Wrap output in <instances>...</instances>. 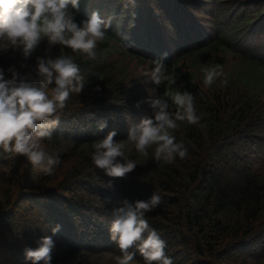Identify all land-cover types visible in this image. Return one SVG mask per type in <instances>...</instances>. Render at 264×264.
<instances>
[{
    "label": "trees",
    "instance_id": "trees-1",
    "mask_svg": "<svg viewBox=\"0 0 264 264\" xmlns=\"http://www.w3.org/2000/svg\"><path fill=\"white\" fill-rule=\"evenodd\" d=\"M221 1L78 0L79 10H73L77 23L94 11L101 18H112L95 59L67 47H50L46 40L28 58L19 50H0L5 80L11 78L9 67L29 75L37 57L61 54L72 56L86 79L82 93L71 94L59 114L51 139L43 141L48 153L60 160L53 175L34 168L23 156L0 150V255L8 257L9 252L18 264H30L24 249H35L38 240L51 236L52 264H82L106 252L116 257L120 251L110 232L114 210L124 199L147 200L156 193L161 203L146 219L166 242L165 253L173 264L264 262V102L260 98L264 99V82H259L264 81V57L251 45L243 48L228 40L233 28L226 22L250 24L247 32L257 33L264 28V6L239 17L235 6ZM202 3L213 4L216 19V31L208 42L201 37L209 34L193 19ZM222 7L230 13L219 14ZM108 47L124 48L151 62L160 59L166 74L176 78L172 88L193 95L202 115L200 123L178 122L172 132L187 147L186 159L177 158L174 164L157 161L154 146L145 158L127 140L131 128L151 118L152 109L148 103L137 107L143 98L136 96L137 89L124 75H118L120 64V68L108 65ZM216 47L230 48L242 57L239 67L236 62L221 77L227 79L223 85L229 98L217 94L196 98L194 73L182 67L179 58L189 53L201 57L198 51L207 54ZM173 50L181 54L173 58ZM220 62V57L208 59L201 66L202 76L205 68L220 70ZM168 90L165 82L157 86L156 94ZM169 104V110L175 111L170 100ZM101 122L106 123L102 130ZM110 131L125 144L124 157L117 160L137 164L122 178L107 176L91 159L93 144ZM130 251L136 253L137 264H144L136 249Z\"/></svg>",
    "mask_w": 264,
    "mask_h": 264
},
{
    "label": "clouds",
    "instance_id": "clouds-1",
    "mask_svg": "<svg viewBox=\"0 0 264 264\" xmlns=\"http://www.w3.org/2000/svg\"><path fill=\"white\" fill-rule=\"evenodd\" d=\"M73 10H79L78 0H0V50H19L28 58L46 40L50 47H67L74 53L95 59L98 42L105 39L112 18H101L94 11L77 23ZM152 64L151 71L143 75L157 86L166 82L169 90L163 95L150 90L145 102L150 105L152 116L131 128L127 140L141 156L149 157L148 149L154 146L157 161L174 164L177 158H187L188 149L183 142L176 141L173 130L179 127L178 122L199 124L202 115L198 114L190 92L172 88L176 78L166 74L163 62L156 59ZM7 71L11 78L5 80L4 69L0 68V150L23 156L34 168L53 175L60 160L48 153L43 141L51 139L52 129L58 124L59 114L67 106L71 94L82 93L85 76L73 57L63 54L37 57L33 74L20 75L15 67ZM203 72L206 87L224 77L216 68H205ZM221 83L226 84L227 79H222ZM99 90L97 86L95 91ZM169 100L175 111L169 110ZM105 126L104 122L99 124L101 130ZM115 136L116 132L110 131L97 140L91 159L107 176L122 178L134 171L137 164L133 160L124 163L117 160L124 157L125 144L117 142ZM160 203L161 196L153 193L147 200L124 199L114 210L111 239L120 251L115 264H134L136 253L130 249L139 252L144 264H173L165 253L166 242L146 219V214ZM58 230L59 225L52 229L53 234ZM37 244L35 249H24L25 260L30 264H52V237L44 236Z\"/></svg>",
    "mask_w": 264,
    "mask_h": 264
},
{
    "label": "rangeland",
    "instance_id": "rangeland-1",
    "mask_svg": "<svg viewBox=\"0 0 264 264\" xmlns=\"http://www.w3.org/2000/svg\"><path fill=\"white\" fill-rule=\"evenodd\" d=\"M230 2V3H227ZM232 2V3H231ZM221 3L223 4H230L231 6H235L234 10L235 13L241 12V15L239 17H243L246 14H250L252 12V9L257 8L258 6H264V0H222ZM213 4H205L202 3V6L198 8L196 16L193 18L194 21H196L199 24V28L201 31H204L208 33L209 35L202 36L201 39L203 41H207L208 38L210 41L211 37L214 35L216 28L213 26V22L216 21L215 14L212 12ZM229 9L223 10V7L220 8L219 14L221 15H227L230 12H228ZM156 12V11H155ZM235 15V14H234ZM227 20V17H225ZM228 23V26H232L229 29V35L227 36L228 40L233 41L235 40V44L239 47L245 48V45H251L254 48V52L260 57H264V28L262 27V30L257 33H249L247 32V29L249 25L245 26H237L232 25L230 20L226 21ZM218 34V33H217ZM215 34V37L217 36ZM239 35H242L241 37L235 38ZM106 38V37H105ZM242 38V40H241ZM105 40V39H104ZM104 40L101 42H98L99 47L104 46ZM207 41V42H208ZM111 42V40L109 41ZM111 44V43H110ZM201 47V46H200ZM258 47L260 50H258ZM196 49V48H195ZM198 49V48H197ZM107 53V62L108 65L113 66L118 64L121 65L122 70L118 72V75H124L123 78L126 80V82L131 83L134 85V87L137 89V95L138 98H143V102L141 101V104H139V107L142 106V104L146 105V99L150 94V90H154L155 94L157 92V85H155L152 81L148 80V77L143 75L145 72H150L153 68L152 62L147 58H142L139 55L132 54L124 50V48L121 49V47H108L106 50ZM259 51V52H258ZM200 54H187L186 57L182 55L179 58V62H181L182 67L190 68L191 71L194 73V80L197 81L198 84V90L196 98H211L215 97L217 95H223L225 98H229L227 95L226 87L221 83V78L218 79L212 86L206 87L203 84V76L201 74V66H204V64L207 63L208 59H210L213 56L220 57L221 62L219 65L220 71L224 73V75H227L233 64H236L237 67L240 66L239 60H242V57L239 56L236 53H233L232 49L230 48H223L220 49L219 47L215 48V50H210L209 53L205 54L203 50L198 51ZM202 52L204 54H202ZM181 53H178L177 51L173 50V58L179 56ZM207 55H209L207 57ZM244 64V62H243ZM259 82H264L263 80ZM246 89V87H244ZM262 100V103L264 102L263 96L260 97ZM139 109V108H138ZM140 110V109H139ZM248 156L250 158L252 152L249 153ZM264 177V175H262ZM22 209V207H21ZM6 254H9L7 257H3L0 255V264H18L17 261H15L16 257L13 256L11 253L6 252ZM11 257V258H10ZM96 257V256H95ZM99 257V256H98ZM92 258L89 259L87 262H84L82 264H115V256L113 253L106 252L103 253L99 258ZM134 264H137L134 262ZM246 264H252V261H249ZM264 264V262H262Z\"/></svg>",
    "mask_w": 264,
    "mask_h": 264
}]
</instances>
